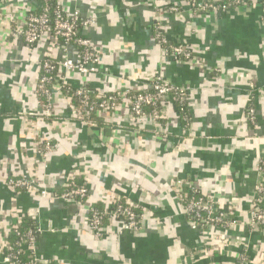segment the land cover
I'll use <instances>...</instances> for the list:
<instances>
[{"label": "crops", "instance_id": "crops-1", "mask_svg": "<svg viewBox=\"0 0 264 264\" xmlns=\"http://www.w3.org/2000/svg\"><path fill=\"white\" fill-rule=\"evenodd\" d=\"M244 1L228 11L197 13L186 0H57L93 18L81 33L97 52L96 70L70 74L73 86L84 84L91 94L144 90L159 74L187 90L183 108L169 99L156 125L148 117L138 125L123 101L112 115L98 117L101 123H84L62 92L53 114L44 115L34 90L49 38L28 51L18 33L28 7L38 3L0 0V237L16 207L42 229L37 249L44 264H235L242 249L251 260L263 250L264 227L251 229L247 221L256 167L264 163V0ZM171 6L179 11L168 12ZM156 17L169 42L188 47L201 67L164 53L155 39ZM50 53L78 57L70 45ZM249 107L254 121L246 117ZM41 139L56 145L46 158L39 154ZM74 171L87 178L82 207L14 193L1 181L33 172L58 193ZM177 180L193 182L242 224L201 232L176 197ZM119 198L143 211L138 227L121 229L107 217L99 234L91 231L87 209L109 208ZM202 247L206 254L192 261ZM0 264H7L1 252Z\"/></svg>", "mask_w": 264, "mask_h": 264}, {"label": "built area", "instance_id": "built-area-1", "mask_svg": "<svg viewBox=\"0 0 264 264\" xmlns=\"http://www.w3.org/2000/svg\"><path fill=\"white\" fill-rule=\"evenodd\" d=\"M186 2L189 8L197 13L216 9L228 11L232 8H239L245 3L244 0H186ZM37 8L38 6L28 7L27 17L23 25L19 27L18 33L22 35L25 48L28 51H31L32 45L36 44L44 36L49 38L47 51L39 62L41 63V73L38 76L34 90L35 94L45 99V103L42 104L44 115L51 116L53 114L54 97L61 92L70 104L73 117L89 124H94L91 118L92 114H96L98 117L105 116V118L108 115H112L118 109L119 101L125 103V107L130 112L131 121L138 125L143 122L145 117L150 118L156 125V122L163 118L164 108L170 100L183 108L187 90L184 87L172 84L159 74L152 76L147 89L133 91L130 88H125L119 92L118 90L109 93L98 92L94 94V97L90 95L84 84L73 86L69 82L70 74L77 73L81 75L80 77H86L96 70L97 52L92 47L90 40L81 33L84 28L93 22V18L81 15L78 10L68 11L60 5L61 10L54 11L55 17L51 27L47 16L48 6L45 5L42 13H38ZM262 10V20L264 21V2L262 3ZM178 11L179 8L177 6L168 8V12L177 13ZM160 15L161 13H159L158 17ZM158 17L155 18L157 20L155 39L163 48L164 53L175 60L180 57L183 61L190 64H199L200 61L197 60L198 58L188 47L169 43L166 34L161 29ZM58 37L63 38L64 46L60 47L58 45L56 39ZM72 42L83 48L81 51H77L75 48L78 57L64 56L63 58H55L51 55L50 52L56 47L66 51V48ZM199 67H201L200 64ZM75 96L78 98V104L76 105L73 103V97ZM145 108H149V110ZM245 112L246 117L250 121H254V109L249 107ZM41 140L42 143L40 144H42L43 148L39 150V154L46 158L55 149L56 145L52 143L53 139ZM256 169L260 176L249 206V219L247 221L251 229L257 228L258 225L264 227V163L260 161ZM1 181L3 185L14 193L22 190L37 194L40 198L48 201H53L54 199L74 201L80 207H82L81 205L84 204L88 195L86 175L78 171L68 174L61 193L49 192L38 181L37 176L33 172L23 176H6L1 178ZM186 184L192 186L195 191H199L193 182L177 180L173 188L180 202H183L182 186ZM111 205H114V209L106 211L107 208H105L101 214L96 212L91 206L87 209L88 214L91 213V217L88 215L86 222L91 231L98 234L102 231L103 215L116 219L120 223L121 229L132 230L138 227L142 210L137 213L135 211L136 206L125 201L122 203L121 198L113 203L111 202ZM184 209L192 219H195L194 223L201 229V232H204L207 227L214 226L237 229L242 224L237 216L231 215L233 214L232 211L219 208L212 196L201 194L200 197H192L184 205ZM10 212L11 218L16 220V223L7 222L5 224L4 237H0V252L3 255V260L7 264H44L37 249V236L42 232L41 227L37 225L34 230L30 229L21 233L18 229V224H20L22 216L18 213L16 207H12ZM203 212H205V215H203ZM10 231L18 236V240L14 243L9 240ZM205 254V249L202 247L198 251L193 252L190 258L192 261H196ZM236 258L240 261L238 264H264V249L260 250L252 260L248 257L246 249H242Z\"/></svg>", "mask_w": 264, "mask_h": 264}, {"label": "trees", "instance_id": "trees-1", "mask_svg": "<svg viewBox=\"0 0 264 264\" xmlns=\"http://www.w3.org/2000/svg\"><path fill=\"white\" fill-rule=\"evenodd\" d=\"M36 1L38 3V8H37V12L38 13H42L43 12V8L45 7V5L48 6L47 16L49 18L50 26L52 27V22H53L54 17H55L54 16V11L58 10V9L61 10L60 5L58 4L57 0H36ZM56 39H57V43H58V45L60 47L64 46L65 43H64L63 38L58 37ZM38 42L36 44L32 45V48H35L37 46ZM70 46H74L77 49V51L78 50L81 51L83 49L82 47L78 46L74 42H72L70 44ZM177 60H182V59L180 57H178ZM39 64H40L39 68H40V73H41V63H39ZM90 95L92 97H94V94L90 93ZM39 98H40L39 100L41 101L42 104L45 103V99L42 96H39ZM73 103H74V105L78 104V98L76 96L73 97ZM145 109L149 110V108H145ZM178 112H180V111L178 110ZM185 113H186V111H185ZM182 115H184V114L182 112H180V116L181 117H182ZM91 118H92V120L97 121L98 123H101V120H99V118H98V116H96V114H92ZM21 191H19V192H21ZM62 191H63V188L58 193H61ZM22 192H24V191H22ZM181 193L183 195V202H181L183 206L192 197H200L201 196L200 191H195L192 188V186H189L187 184L182 186V192ZM121 202L124 203V201L122 199H121ZM91 207L94 210H96V212H98L99 214L103 213V211L105 210V208L103 206H101V204H99V203H95V204L91 205ZM112 209H114V205H111L109 208L106 209V211H111ZM135 211L137 213H140V210L138 208H135ZM88 215H89V217H91V213L88 214ZM203 215H205V212H203ZM106 218H107V215H103L102 221L106 220ZM192 220L195 221V219H192ZM11 223L15 224L16 220L13 219L11 221ZM18 226H19L18 227L19 231L21 233H23V232H25L27 230H30V229L34 230L36 228V226H37V223H36L35 219H33L32 217L27 216V215H23V217L21 218L20 224H18ZM257 228L261 229V228H263V226L262 225H258ZM9 240L14 243L16 240H18V236L14 232L10 231ZM21 259H22V257H21ZM239 262H240L239 259L236 258L235 264H238ZM46 264H50V263H46ZM202 264H206V262L203 261Z\"/></svg>", "mask_w": 264, "mask_h": 264}]
</instances>
